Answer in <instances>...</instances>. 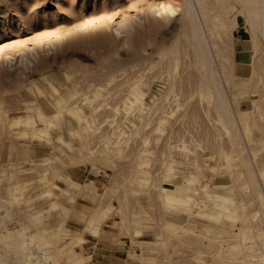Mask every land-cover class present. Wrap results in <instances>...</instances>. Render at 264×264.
<instances>
[{"label":"rangeland","instance_id":"1","mask_svg":"<svg viewBox=\"0 0 264 264\" xmlns=\"http://www.w3.org/2000/svg\"><path fill=\"white\" fill-rule=\"evenodd\" d=\"M190 2L197 6V0H0V200L5 202L0 215L10 229L28 226L31 215H38L39 224L27 227L24 238L31 241V236L36 234L34 239L38 241L37 235L43 228L48 231L44 237L47 239L58 226L55 219L61 213L60 206L51 202L65 201L63 196L50 195L47 191L56 192L58 186H64L77 198L67 205L61 231L72 225V231L78 230L76 226L80 224L70 221L73 212L70 208L75 206L83 212V218H88L94 208H102L106 215L95 221L114 222L115 230L135 234L130 222L132 213L143 206L147 216L141 227L145 230L138 238L159 242L157 252L151 253L154 261L150 262L149 256L146 261L163 263L172 246L185 250V241L197 238L201 224L209 223L198 213L205 205H213L216 184L222 181L234 188L240 206L246 204L245 210L238 209V214L250 217H243L234 225L228 222L232 231L223 233L224 246L219 248L218 256L208 258L212 253L200 247L195 249L197 253L191 250L194 252L189 255H195L193 259L198 264H205L206 259L207 264H217L213 258L216 262L219 256L225 258L221 264H248L246 258L235 259L230 243L242 241L244 249L243 242L248 240L243 241L238 234L244 227H252L249 240L256 244L255 256L258 264H262L264 234L259 232L264 224L262 228L250 224H254L251 214L257 209L264 215L263 195L257 194L264 191V47L261 44L254 67H247L240 75L233 62L234 36L238 30L243 39H252L249 13L241 12L243 6L237 2L235 7L219 9L220 20L227 25L229 33L224 40L209 38L213 54L209 80L213 85L214 80L225 85L232 109V114H227L218 107L216 92L205 84L203 88L208 80L207 71L182 36L181 10ZM169 5L179 11L167 24L155 15L161 11L165 16L163 8ZM153 24L155 32V27H149ZM121 26L127 27V34L141 49L148 46L150 39L161 40L170 47L180 37L179 55L162 56L157 54L155 46L149 48L148 54L140 52L131 56L123 46L114 54L113 42H118L115 28ZM43 73L52 75L59 92L44 81ZM33 81L42 93L29 90ZM135 83L136 93L145 94V106L137 104L127 114L128 98L135 101L132 95ZM67 88L73 93L72 98ZM151 97L158 99V106L152 104ZM32 104L44 106L49 118L59 121L62 127L46 125L47 133L28 129L25 135L16 133L24 131L18 127L16 132L8 134L11 128H4L6 117L25 118ZM76 106L84 110L85 118L78 120L72 116L70 109ZM140 109L145 115H139ZM246 111L247 119L243 118ZM32 113L37 117L36 110ZM138 115L140 118L134 117ZM62 137L77 145L73 160L65 155L67 147ZM48 157L56 165L52 173H48L51 169L45 159ZM170 164L177 169L181 186L187 187L193 174L198 178L193 186L196 203L187 209L171 210L163 198L162 188L177 186L163 177ZM59 165L61 169L57 168ZM140 170L149 173L148 186L135 182ZM64 171L88 191L71 180L65 181ZM17 183L21 185L20 191H15L18 199L8 192L9 184L13 187ZM246 185L249 187L245 188ZM7 212L10 217L6 216ZM174 225L181 226L178 233ZM2 231L4 226L0 225ZM235 232L238 234L234 236ZM66 246L67 242L63 241L60 254L50 247L59 257L55 264H68ZM14 252L15 249L7 246L0 249L8 261L13 260ZM201 253L205 257L201 258Z\"/></svg>","mask_w":264,"mask_h":264},{"label":"bare ground","instance_id":"2","mask_svg":"<svg viewBox=\"0 0 264 264\" xmlns=\"http://www.w3.org/2000/svg\"><path fill=\"white\" fill-rule=\"evenodd\" d=\"M236 2L242 4L243 8H242V11L240 10L241 12L246 11L249 13L248 19H249V22L251 23V26L253 27V34H252L253 36H252L251 41L253 42V48L255 50V54L257 57L260 52L261 44L264 47V0H226L224 2H222L221 0H214L213 2L207 1V0H197V6L193 2H190V3H187L185 10H181L182 16H183L182 17L183 18V24H182L183 25L182 27L183 28V34H182L183 39L184 41L188 43L186 44V46L188 45V47L190 46L191 48L194 49V51L199 56L201 67L205 71H207L206 78L208 80L207 82L203 83V88L205 84L206 85L205 87H207V89L214 90V92H216V100L219 103L217 104L218 107L225 110L227 114L229 115L232 114V109H231V104L228 100L227 93L225 91L227 89L224 87L225 88L224 90L223 88L224 84L223 85H221L222 83L218 84L219 81L217 82L216 80H214L213 82L215 85H213V83H211V81L209 80V74L211 73L213 69V56H212L213 54H212V47L208 41L210 37L217 39V40H224V38L228 36L229 30H228L227 25L220 20L221 15H220L219 9L220 8L222 9L228 6L235 7ZM197 7H199V9ZM163 9L166 15L164 16L163 13L159 11L158 15H155V18L160 17L161 19H164L167 24L170 23L171 17H175V15H177L179 11L172 5H169L168 8L164 7ZM209 21H211L210 24H209ZM150 25L149 27H152V29L155 27L154 26L155 24H153V26H150ZM152 29H150V31ZM155 31H156V27L154 29V32ZM115 33H116V38L118 42H115V43L113 42L112 50L114 54H118L119 49L122 46L125 47L129 51L131 56L135 55V53H140V52H143L144 54L146 53L148 54L149 48H152L155 46L157 47V51H156L157 54H161L162 56H164L170 53L171 55L178 56L179 49H180L179 47L182 45L181 39L179 40L180 37L179 38L176 37L173 44L171 45L170 43L171 45L170 47L165 46L161 42V40H158L157 42H153L150 39L147 41L148 43L146 42L148 46L146 48L143 47L141 49L137 45H135V43L133 42V39L129 36V34H127L128 33L127 27L121 26L119 28H115ZM145 39H147V37H145ZM252 76L253 78L255 77L254 74ZM43 79L51 88H53V90L59 92L60 89L58 90L56 86L54 85L51 74L45 73L43 76ZM132 88H133L132 95L134 96L135 101L128 98V101L130 102V106H126L127 114H131V112H133L132 109L137 104H140L141 106L142 105L145 106V97H144L145 94L143 92L140 94L136 93L138 89V84L137 83L133 84ZM67 89L69 90V88ZM29 90L31 92L35 91V92L42 93V90L40 89L38 84H36L34 81L31 87L29 88ZM68 93H69V98H72L73 93L70 90L68 91ZM155 98L156 97H151L150 101H152L153 105L155 104V106H158V104L156 103L158 102V99L156 100ZM64 101H66V99ZM143 109H140V112H139L140 116L142 115V113L145 115ZM35 110L37 111V117L32 115L33 114L32 112H34ZM134 111H138V110H134ZM26 112H28V114L25 118L17 119L11 116L6 117V119L4 120V128L5 129L11 128L9 131H7L8 134H11V131L13 130L14 132H16L15 129H17L18 127L24 128V131L16 132L21 135L27 134L28 129H34L36 131L35 133H39V134L47 133L49 130L47 131V129L45 128L46 125H57V126L61 125L62 127V124L59 121L51 120L49 118V116L44 111V106L42 107L39 104L38 105L32 104L30 105V107L27 109ZM70 112L72 116L76 117V119L78 118V120L85 118V115H86L84 113V110H82L80 107H77V106L74 108H71ZM248 114H249L248 111L244 112L243 118L247 119ZM139 115L138 117L137 116H134V117L138 119L140 118ZM221 117H223V114H221ZM129 122H128V125H129ZM60 139H62L63 142H66V147H67V152L65 154L66 157L69 158V160H73V155L75 154L77 145L66 141L63 137ZM45 159H46L47 164H49V169L50 168L53 169L54 167H56V165L54 164V160L52 158L48 157ZM175 170L177 169H174L172 165L168 166L166 171L164 172L163 177L165 181L167 182H170V183L175 182L177 185L175 186L176 189L162 188V190L165 193V197L163 196V198H165V203L167 207H169L171 210L177 211L179 210V208L187 209L188 206L196 203L195 198H196L197 192L193 186L197 183L198 178L196 175L193 174L191 178L188 179V182H187L188 186L183 187L181 186L182 182L178 181L179 177L175 173ZM140 174L141 175L135 178V182L138 183L140 186H148L150 182L149 173L147 171L140 170ZM263 177H264V174H263ZM42 181L44 182L45 179H43ZM247 187L249 186L246 185L245 188ZM216 188H217L216 189L217 194L214 195V197H212L214 201L213 205H205L203 208H200V211L198 213L201 219L207 220L209 222V223H205L206 225L213 226V223L214 224L224 223L226 225L232 226L230 225V223L228 224L229 221L233 223L234 225V223H237V221H240L241 219H243V217L246 219L250 217L248 216V214H243L244 216L243 215L240 216L238 214V209L241 208L245 210L246 204L242 203V206H240L236 202V199H235L236 193L233 190L234 188L233 189L229 188L227 185L223 184L222 181L216 184ZM20 189H21V185L18 183L14 185L13 187L10 184L8 186V192L12 196L15 195V191L19 192ZM204 189L207 190V186ZM47 192L51 193L50 191H47ZM257 194L260 196L263 195V199H264V191L262 192L260 191ZM50 195H56V194L51 193ZM15 197H17L18 199V195H15ZM4 203H5L4 200H0V210L5 208ZM262 205L264 204L262 203ZM254 209H255V206H254ZM93 210H94L93 213L90 215L91 216L90 221H89L90 224H93L96 218L106 215V210L102 208H94ZM260 215H261V212H259L257 209V211H254L253 214H251V217H254V219L256 220L257 217H259ZM6 216L10 217L9 212H7ZM146 216H147V211L143 208V206L139 210H134L132 213V219L130 222H131V225L134 226L136 237H140L143 231L145 230L141 227L142 225L141 222L144 219H146ZM31 217H32V220L28 226L26 225L21 226V227L16 228L15 230H12L8 227L7 222H6L7 220L3 216L0 215V220H1L0 225L4 226V231L0 232L1 233L0 234V249L2 248V246H7V247L15 249L16 251L14 252V258L12 261H8V259L5 256L0 254V264H51V263L53 264V262L54 264L56 263V260L59 258L57 254H60L59 252L61 251L60 249L61 243L65 240V238H63V235H62L63 233H60V232H63L61 231L62 224H60L56 229L52 230L51 235L47 239H45L44 237L46 236L48 231L46 229L41 228L37 235L38 241L34 239V236H36V234L31 236V241H30L24 238L26 228L37 226V223L39 224L38 215H31ZM179 224H183V223H179ZM219 227H221V225ZM251 228L252 227H244L241 230L240 234L237 233L238 235H240V238L243 241L249 240L251 238V235H250ZM180 229H181V226L179 227L178 225H174V231L176 233H178ZM259 234L261 235L264 234V230H261ZM80 241H82L81 237L74 236L71 239L72 244L78 243ZM241 244H242V241L240 242L237 240L230 243V252L234 255L235 259H238V260H243L246 258ZM50 247H55L58 253L54 254L53 250ZM36 253H38L39 255L35 259ZM72 253L75 254L74 251H72ZM166 257H167L166 264H170L169 256H166ZM200 257L201 258L205 257L204 253H201ZM148 259L150 262L154 261V258L152 257V255L149 256ZM260 261L262 264H264V254H261ZM223 262H225V258L223 256H219L217 257L215 263L221 264ZM58 264H61V263H58ZM71 264H79V261L76 260Z\"/></svg>","mask_w":264,"mask_h":264},{"label":"crops","instance_id":"3","mask_svg":"<svg viewBox=\"0 0 264 264\" xmlns=\"http://www.w3.org/2000/svg\"><path fill=\"white\" fill-rule=\"evenodd\" d=\"M236 34L237 36H234L233 62L235 70L242 75L247 67L256 64L257 58L251 40L243 39V36L238 35V30L236 31ZM57 168L61 169L62 165L57 166ZM52 171L53 170L50 169L48 173H52ZM62 178L65 181L72 179L65 171L62 173ZM71 181L77 187H84V185L79 184L78 182ZM63 187L58 186V191L56 192L51 190L52 194L55 193L58 196L60 195L65 198V201L62 203L57 201L51 202L52 205L57 203L61 208V213L55 219L58 226L60 224H65L66 210L69 209L67 205H72L73 199L77 198V195L72 196L73 194L69 190L63 189ZM82 189L88 191L85 187ZM70 209H73L70 221L80 225L76 226V228L78 227V230L73 231L72 229L74 225L70 228L66 226V230L64 228L62 234L63 238H65L64 241L67 242L65 254L68 264H71L76 260L79 261V264H148L146 261L147 257L151 256V253L157 252L156 243L159 242L139 239L135 236L134 231L123 233L120 230H115V225H112L115 224L114 222L110 223V221L98 220L93 224H90L89 221L91 216L83 218L81 215L83 212H80L77 207L74 206V208ZM259 217L260 220L257 221L256 219L253 221L254 224L251 223L250 225H253V227L260 225V228H262L263 226L261 225L262 223L264 224V215H260ZM68 225L71 224L68 223ZM201 225L200 229L196 232L197 238H190L185 241V250H182V248L177 250V246H172V249L169 252L170 264H192L195 262L193 259V256L195 255H189V253L192 254L196 251L195 249L197 247L206 249L212 253L208 258H212L215 255L218 256L219 248L224 246L223 233H230L232 228L224 223L216 226H209L206 224ZM220 225L221 227H219ZM58 226L55 227L57 228ZM261 230L264 229L262 228ZM236 234L237 232H235L234 236ZM74 236L84 239L80 243L72 244L71 239ZM136 242H141L142 245H136ZM252 243L254 242L250 240L243 242V250L246 259L248 260V264H258V259L255 257L257 252L253 248L256 244ZM191 250L194 251L192 252ZM72 251H74L75 254L72 253ZM172 251H174V253H171ZM195 253H197V251ZM166 262L157 264H166ZM213 262L215 263L214 258ZM205 264H207V259Z\"/></svg>","mask_w":264,"mask_h":264}]
</instances>
